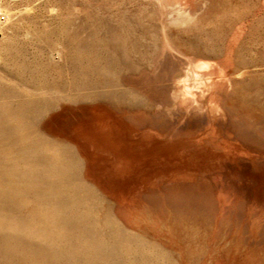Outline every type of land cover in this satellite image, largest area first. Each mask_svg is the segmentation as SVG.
<instances>
[{"label":"rangeland","instance_id":"obj_1","mask_svg":"<svg viewBox=\"0 0 264 264\" xmlns=\"http://www.w3.org/2000/svg\"><path fill=\"white\" fill-rule=\"evenodd\" d=\"M150 1L0 0V8L7 12L5 23L0 24L1 131L8 121L6 109L20 108L26 117L34 109L31 101L39 100L47 102L49 110H42L36 118H31L26 124V132L39 126L45 134L68 138L79 120L90 121V111L97 107L98 113H114L133 126L138 136L126 138L127 142L136 143L139 137L154 134L148 138L146 148L134 146V152L145 154V150L153 145L176 141L179 146L174 154L182 161H188L182 177L174 179L178 181L162 188L172 178L157 179L153 182L156 189L140 196L143 203L134 208L144 213L148 224L134 229L128 226L121 205L103 197L91 185L76 187L79 191L75 188L72 193V188L68 190L64 183L62 186L59 183L62 175L55 181L46 174L44 183L55 182V188L51 186L60 192L56 193L61 195L62 191L63 197L70 193L69 200L66 198L70 203L66 205L74 208H66V201L61 203L64 199L59 194L56 198L50 188L48 191L41 188L43 195H40L39 184L37 189L27 185L28 192L23 182L17 183L9 175L4 180L3 175L7 173L1 175L3 168L0 172L2 184L15 187L9 186V190L6 187V193L0 192V206L6 208L1 207L8 219H18L11 222L14 226L11 230L16 235L9 233L11 226L7 227L8 223L4 225L8 232L4 228L0 233L3 240L0 244L4 245L8 239L14 243H6L5 248L2 245L4 249L8 245L12 252L6 249L2 253V248L0 264H264V0ZM174 10L181 11L180 14L187 11L191 20L184 23L185 26L181 24L182 27L170 24L169 16H177ZM168 12L171 15L167 17ZM166 30H169L168 35ZM163 36L168 37L169 46L163 42ZM129 61L134 62L133 65L131 62L126 65ZM200 62L213 65L215 69L208 74L204 72L205 77L213 75L216 79L220 73L224 76L214 82L215 100L221 109L218 113L223 114L211 119L206 112H201L192 114L188 120H180L177 115L168 116L164 111H158L156 104L166 102L159 92L160 86L167 84L170 74L189 64L201 65ZM46 79L51 82L47 80L46 83ZM69 80L74 84L68 85ZM210 103L206 102L207 105ZM5 105L9 106L5 108ZM128 113L135 116L128 118ZM19 121L22 122L21 119L15 122L17 129L20 128ZM1 141L0 144H6L3 139ZM58 146L68 154V160H73H70L73 173L80 176L77 171L84 165L75 158L72 145L60 141ZM0 149L1 157L5 145ZM5 155H2L0 165L5 164L1 161L6 162L2 158L7 157V151ZM154 155L161 161L165 159L160 151H154ZM103 158L105 162L113 161L111 155L103 154ZM61 162L63 159L57 163ZM18 164L16 166L21 169L23 166ZM100 165L102 163L98 162L97 166ZM96 174L101 176L98 171ZM98 180L101 191L107 189L109 192L110 183L106 177ZM49 183L46 188L50 187ZM74 195H77L76 201ZM87 196L91 201L85 198ZM83 198L88 200L83 201ZM52 199H57L60 204L54 203L61 206H54ZM78 201L81 205L76 203ZM39 203L42 208L46 205L44 210L41 211ZM75 203L80 205L81 213ZM36 205L35 210L33 206ZM69 208L76 209V214ZM82 212L89 216L84 218ZM31 224L33 226L29 227ZM17 227H21V231ZM124 229H128L127 235L123 233ZM2 232L10 236L5 235L7 239L4 240ZM11 234L14 235L13 242Z\"/></svg>","mask_w":264,"mask_h":264},{"label":"bare ground","instance_id":"obj_2","mask_svg":"<svg viewBox=\"0 0 264 264\" xmlns=\"http://www.w3.org/2000/svg\"><path fill=\"white\" fill-rule=\"evenodd\" d=\"M148 1V0H147ZM150 1V0H149ZM152 2V0L150 1ZM154 3V2H153ZM157 3V2H156ZM159 4V3H158ZM157 5H155V8H159V7H156ZM154 8V9H155ZM162 8V7H161ZM162 10V9H161ZM176 10V9H175ZM174 10V11H175ZM160 11V10H159ZM163 11V10H162ZM5 9H1L0 8V24L2 25V23H5V19L4 17L6 16L5 15ZM172 12V11H171ZM171 12H168V15L167 13H165L167 15V17L169 16V14ZM7 13V12H6ZM158 13V12H157ZM173 13V12H172ZM175 13H177L175 11ZM181 11H178L177 13V16L175 18H171L169 16V23L173 24V25H177L179 27V25L182 27V25H184V23H187L188 21L191 20V18H189L186 14H187V11H186V14L185 12L183 14H180ZM162 15V13L160 14ZM171 15V14H170ZM3 16V17H2ZM194 16V15H193ZM191 16V17H193ZM2 17V19H1ZM8 18V17H6ZM164 18H165V15H164ZM163 18H161L162 20ZM167 19V20H168ZM8 20V19H7ZM2 21V22H1ZM160 21V19H159ZM164 22V21H163ZM182 24V25H181ZM162 25V24H161ZM185 26V25H184ZM164 27V26H162ZM172 27V25H171ZM170 28V26H169ZM168 28V29H169ZM184 28V27H183ZM182 28V29H183ZM187 28V27H186ZM185 28V29H186ZM163 29V28H161ZM166 28H164L163 30H165ZM190 29V28H189ZM174 30H177V29H174ZM187 30V29H186ZM104 31V30H103ZM162 31V30H160ZM167 31L169 30H166V34L168 33ZM170 31H173L172 29ZM177 32V31H176ZM175 32V34H176ZM165 33V31H164ZM171 33V32H170ZM178 33V32H177ZM112 34V33H111ZM123 34V33H122ZM165 34V35H166ZM189 34V33H188ZM33 35V34H32ZM157 35V34H156ZM163 35V34H162ZM168 35V34H167ZM172 35V34H171ZM171 35H170V38H171ZM116 36V35H115ZM57 37V36H56ZM73 37V36H72ZM105 37V36H104ZM141 37V36H140ZM164 37V36H163ZM107 38V37H106ZM125 38V37H124ZM166 38L168 37H164L163 38V42L165 43V45L169 46L167 41L168 39L166 40ZM169 38V39H170ZM112 39V38H111ZM114 39V38H113ZM104 40V39H103ZM119 40V38L117 39V41ZM124 41V40H123ZM135 41V40H133ZM120 42V41H118ZM169 42V41H168ZM109 47V46H108ZM169 48V47H168ZM170 49V48H169ZM172 50V49H171ZM149 51V50H148ZM150 53V52H149ZM146 54V53H145ZM130 55V54H129ZM161 55L163 56L164 55V51L161 53ZM56 57V56H55ZM59 56H57L58 58ZM118 57V56H117ZM143 57V56H142ZM106 58H108L106 56ZM120 58V57H119ZM50 59V58H49ZM56 59V58H55ZM134 59V58H133ZM187 59V58H186ZM58 60V59H57ZM97 60V59H96ZM104 60V59H103ZM130 60V59H129ZM132 60V59H131ZM53 61V60H52ZM55 61V60H54ZM112 61V60H111ZM105 62V61H103ZM119 62V61H118ZM130 62L131 64L133 65L132 61H129V63H127L126 65H130ZM202 62V61H201ZM200 62V63H201ZM92 63V62H91ZM95 63V62H94ZM191 63V61H190ZM210 63V62H209ZM95 64H98L97 62ZM104 64V63H103ZM102 64V65H103ZM112 64V63H111ZM117 64V62H116ZM150 64V63H149ZM192 64V63H191ZM195 64V63H194ZM193 64V65H194ZM93 65V64H92ZM107 65V64H106ZM113 65V64H112ZM128 65V66H129ZM196 65V64H195ZM189 66L185 67V68H180L178 70H176L174 73L170 74V76L168 77V82L167 84H163L162 86H160V90L159 92H161L163 95H164V100H166V102L162 103V104H156L155 108L159 111V110H162L165 112V114H167L168 116H174V115H177L179 116V119H189L191 118V115L192 114H201V112H206V114L211 117V119H216L217 116L219 114H223V113H218L220 110H219V105H217V101L215 100V94H216V90L214 88V82L218 79H222L224 76L222 75V73L219 74L218 77H215L212 75V77L210 76L209 78L208 77H205L203 74L204 72H207L208 73H211L213 72L215 69L213 68V65H210V64H204L201 65L198 64L196 66ZM19 66V65H18ZM25 66V65H24ZM98 66V65H97ZM105 66V65H104ZM110 66V65H109ZM117 66V65H116ZM30 67V66H29ZM85 67V66H84ZM87 67V65H86ZM99 67H101L99 65ZM98 67V68H99ZM107 67V66H106ZM126 67V66H125ZM135 67V65H134ZM24 67H22L23 69ZM27 68V67H26ZM103 68V67H102ZM116 68V67H115ZM120 68V67H119ZM133 68V66H132ZM147 68V66H146ZM218 68V67H217ZM21 69V68H20ZM21 69V70H22ZM33 69V67H32ZM94 68H92L93 70ZM100 69V68H99ZM103 69H106V68H103ZM102 69V70H103ZM128 69H131V68H128ZM135 69H137L135 67ZM148 69V68H147ZM24 71L25 68L23 69ZM34 70V69H33ZM32 70V71H33ZM83 70V69H82ZM90 70V69H89ZM95 70V69H94ZM97 70V69H96ZM101 70V69H100ZM115 70V69H113ZM123 70H124V67H123ZM222 70V69H221ZM23 71V72H24ZM88 71V70H87ZM104 71V70H103ZM110 71V69H109ZM118 71V70H117ZM132 71V70H131ZM30 72H31V69H30ZM29 72V73H30ZM34 72V71H33ZM106 72V71H105ZM223 72V71H221ZM232 72V71H231ZM230 72V73H231ZM238 72V71H237ZM236 72L237 75H240ZM79 73V72H78ZM77 73V74H78ZM112 73V72H111ZM235 73V72H234ZM240 73V71H239ZM42 74V73H41ZM74 73H72L73 75ZM82 74V73H81ZM95 74V73H94ZM167 73L165 72L164 75H166ZM206 74V76H207ZM236 74H234L236 76ZM109 75V74H108ZM230 75V74H229ZM79 76L80 73H79ZM103 76V75H102ZM151 76V75H150ZM232 77V75H230ZM39 77H42V76H39ZM78 77V75H77ZM82 77H85V76H82ZM99 77V76H98ZM101 77V76H100ZM105 77V75H104ZM214 77V78H213ZM222 77V78H221ZM230 77V78H231ZM239 77V76H238ZM237 77V78H238ZM43 80L45 79L44 77H42ZM72 78V76H71ZM74 79L75 76L73 77ZM80 78V77H79ZM87 78V77H86ZM85 78V79H86ZM107 78V77H106ZM229 78V76H228ZM82 79V78H80ZM109 79V78H108ZM42 80V84L45 83L44 81ZM48 79H46V83ZM72 80V79H71ZM101 80V79H99ZM229 80V79H228ZM235 81V79H233ZM50 81V80H48ZM74 81L75 83V80H72V82ZM51 82V81H50ZM68 82V85L69 83L70 84H74ZM109 82V81H108ZM228 82V81H227ZM88 83V82H87ZM107 83V82H106ZM41 84V82H40ZM53 84V83H52ZM51 84V85H52ZM108 84V83H107ZM230 84V83H229ZM45 85V84H43ZM49 84H47V87H48ZM54 85V84H53ZM59 85V84H58ZM61 85V84H60ZM105 85V84H104ZM110 85V84H109ZM41 86V85H40ZM46 87V85L44 86ZM56 87V86H54ZM59 87V86H58ZM62 88V87H61ZM61 88L57 89V90H60ZM63 89V88H62ZM4 90V89H3ZM128 90V89H127ZM126 90V91H127ZM2 91V90H1ZM6 91V90H5ZM62 91V90H61ZM4 92V91H3ZM130 93V92H129ZM136 92H134L135 94ZM2 93L0 92V95ZM4 94V93H3ZM6 94V92H5ZM12 94V93H11ZM10 94V96H11ZM62 94V92H61ZM65 94V93H64ZM67 94V93H66ZM131 94V93H130ZM137 94V93H136ZM68 95V94H67ZM104 95V94H103ZM108 95V94H107ZM132 95V94H131ZM134 96V95H133ZM67 97V96H66ZM85 98V97H84ZM72 99V98H71ZM49 100V99H48ZM75 100H77L75 98ZM47 101V100H46ZM210 101V105H207L206 102ZM31 103L33 104V108L31 111V113H29V116H26L25 117V113H21V109L20 108H8L5 110L8 116V121L6 123V128L1 131L0 130V142H2L1 140L3 139L6 143V144H2L3 146H1L0 144V147H3L4 148V145H5V148L6 150H3V151H7V157L4 159L2 158V160H5L6 159V162L5 161H1V163H5L3 165H0V172L3 171L5 168V173L3 171V174H6V175H3L4 177V180H5V176L9 175L11 177V179H13V181L17 182L18 181H21V183L23 182L25 185V188L28 187L27 185L29 186H34V188L37 186V184H39L38 188L39 190L42 188L46 189V191H48V189L52 192H55L56 190L52 189L53 187L55 188L56 186V183L53 185L51 184V180H50V183L49 181H45V183L48 185V183L50 184V187L46 188V186H43L41 187L42 185H44V181L43 180H46V179H43L44 176L47 174V176H50L48 178L51 179V177H53V180L55 179L56 180H59L57 178H60L59 175H62L63 178L65 179V181H63V178L62 180L59 182L61 183V186H62V183L63 186L70 190L69 188H72V191L73 189H75L76 187L77 188H80L82 185H91L92 187H94L95 189H97L98 191H100V193H102L103 197L105 198H108L112 201H116L118 202L119 205H121V207L124 209V213H125V216L128 220V226L132 229L136 228V227H140L143 228L142 226L146 227L148 223H146V219H145V216H144V213L138 209V208H134V207H139L138 205L142 204V200L140 199V196L142 194H144L145 192L148 193V191H151L153 190L156 185L155 183H153L155 180L157 179H168V178H172L171 181H169V184H165L162 186V188H166V187H169V185L175 183L177 180H174L178 177L181 176V174L184 172V170H186L185 168L188 167V161H185V160H181L180 158H178L174 153H175V149L179 146L178 142L176 141H169L165 144H162V145H153L151 148L147 150H145V154H141L140 152H134L132 150V148L134 146H142L144 148L147 147V141L149 140L148 138L152 137L154 134H150V135H143L141 137H139L138 141L136 143H134L133 141L132 142H127L126 138H130V137H136L138 136V132H136V130L133 128V126H131L129 123L127 122H123L122 121V117L118 116V115H115L114 113H107V112H103V113H98V109L97 107H94L92 108V110L90 111V121H85V123L81 120H79V123L76 125V127H72L74 130H73V133L71 136H69L68 138H60L58 136H53V135H48V134H45L44 131L42 130L43 128H40L39 126H37L36 128H31L33 129L32 131H27L26 129V124L28 123V121H31L32 119L36 118L39 113L42 112V110H49V104L45 101H31ZM4 104H7L4 103ZM9 104V103H8ZM151 104V103H150ZM10 105V104H9ZM7 105V106H9ZM6 106V105H5ZM7 106L5 108H7ZM4 107V105H3ZM90 109V108H89ZM104 110V109H103ZM153 113V112H152ZM5 114V113H4ZM46 114V113H45ZM150 114V113H148ZM125 113L122 114V116H124ZM41 116V115H40ZM135 116L134 113H128V118H133ZM1 117V116H0ZM2 118V117H1ZM0 118V119H1ZM32 118V119H31ZM17 119H21L22 122H18L17 124H20L22 123V126H18L20 127L19 129H17L16 125H15V122ZM37 120V119H35ZM33 122V121H32ZM31 122V123H32ZM38 122V121H37ZM176 122V121H175ZM208 122V121H207ZM35 123V122H34ZM33 123V124H34ZM182 123H185L184 120ZM215 123V122H214ZM30 124V123H29ZM28 124V125H29ZM32 125V124H30ZM12 126L15 128H12ZM179 126H181L179 124ZM3 128V127H2ZM41 129V130H40ZM184 137V136H183ZM178 138V137H177ZM219 138V137H218ZM18 140V143H20L18 145L17 141ZM160 140V139H159ZM20 141V142H19ZM60 141L64 142V143H68V145H72V148H73V151L76 152V156L75 158L77 160L80 161V164L81 162L83 163V167L80 168V170H78L77 172L80 173V176H78L77 173H73V162H70L71 158L68 160V157L67 156L68 154L64 153L60 147L62 146H58L60 145ZM218 141V140H217ZM16 142L17 145L14 143ZM200 145V144H199ZM64 147V146H63ZM71 148V147H69ZM223 148V147H222ZM2 149V148H1ZM1 149H0V152H1ZM160 151L161 152V156H163V158H165L164 160H159L155 155H154V151ZM2 151V153H3ZM184 151V150H183ZM188 151V150H187ZM5 152L3 153L4 156L5 155ZM68 152V150H67ZM144 152V151H143ZM1 153V154H2ZM74 153V152H73ZM2 154V155H3ZM75 154V153H74ZM103 154H106V155H111V159L110 161L108 162H105L104 161V158H103ZM1 155V157H2ZM1 157H0V160H1ZM57 157H59V159H57L58 161L60 159H63V161H69V163H64V162H61V163H57L58 161L55 160ZM72 157V156H71ZM55 158V159H54ZM106 159V158H105ZM73 161V160H71ZM103 161H104V164H103ZM76 162V160H75ZM98 162H101L102 165L100 166H97V163ZM16 163H19L18 165L20 166V164L23 166H21L22 168L20 169V167L18 168V166H16ZM76 165V163L74 164ZM80 166V165H78ZM192 166V165H191ZM77 168V166H76ZM74 168V170L76 169ZM79 168V167H78ZM101 173V176H95L97 175L96 173ZM76 172V171H75ZM189 172V171H187ZM9 173V174H8ZM72 174H76L77 178H75V176L73 177ZM1 175H0V192L3 191L6 193V191L8 192L9 190V185L8 187L5 185L4 187V184H2L3 182V179H1ZM61 176V177H62ZM106 177V179L109 181L110 185V190L109 192L106 191L107 189L101 191V187L99 186V180L100 178L102 177ZM72 177V179H71ZM182 177V176H181ZM9 178V177H7ZM10 179V178H9ZM61 179V178H60ZM8 180V179H7ZM74 183H71L73 181ZM10 181V180H9ZM12 181V182H13ZM58 182V181H57ZM44 183V184H43ZM58 183V185H60ZM53 187H52V186ZM72 185V186H71ZM86 185V186H88ZM17 186V185H16ZM23 186V185H22ZM59 186V187H61ZM102 186H103V183H102ZM107 186V185H106ZM7 187V189H6ZM12 187V186H11ZM10 187V188H11ZM15 187V186H13ZM12 187V188H13ZM18 187V186H17ZM20 187V186H19ZM58 187V186H57ZM108 187V186H107ZM21 188V187H20ZM63 188V190L65 189ZM76 188V189H77ZM83 190L85 191V187L83 186L82 187ZM82 188L80 189L81 192H83ZM21 189L24 190V187H22ZM29 189V187H28ZM26 188V190H28ZM30 189H33L30 187ZM37 189V188H35ZM57 189V188H56ZM58 189H61V188H58ZM75 189V190H76ZM156 189V188H155ZM13 190L12 192H15L14 189H11ZM54 190V191H53ZM75 190L72 192L74 193ZM78 190V189H77ZM41 191V190H40ZM39 191V193H40ZM79 191V190H78ZM18 192V191H17ZM22 192V190H21ZM28 192H30L28 190ZM34 192V190H33ZM32 192V193H33ZM43 191H41L40 195ZM56 192H59V191H56ZM55 192V193H56ZM65 192V191H64ZM67 192V190H66ZM66 192H65V195H66ZM69 192V191H68ZM11 193V192H10ZM60 193V192H59ZM59 193H56V198L59 197ZM86 193V191H85ZM4 194V193H3ZM14 194H17V193H14ZM20 194V193H18ZM23 194V193H22ZM48 194V193H47ZM46 194V195H47ZM51 193H49L50 195ZM59 194V195H57ZM62 191H61V199H64L63 201L60 200L61 203L65 202L66 201V198L68 199L69 197H67L70 193H68V195L66 197H63L62 196ZM77 195L79 194L78 192L76 193ZM83 194V193H82ZM81 194V195H82ZM99 194V193H98ZM37 195L40 197V195L38 194V191H37ZM53 194H51L52 196ZM64 195V196H65ZM77 195H74L73 199L75 200V197H77ZM80 195V194H79ZM100 195V194H99ZM1 196V195H0ZM10 196V195H9ZM14 196V195H13ZM17 196V195H15ZM20 196V195H19ZM21 196H24V195H21ZM37 196V197H38ZM45 196V195H44ZM58 196V197H57ZM72 196V195H71ZM3 197V196H2ZM12 197V195H11ZM28 197V196H27ZM36 197V196H35ZM38 197V199H39ZM46 197H49V196H46ZM79 197V196H78ZM83 197V196H82ZM20 198V197H19ZM25 198V197H24ZM42 196L40 197L39 200H41ZM45 198V197H44ZM43 198V199H44ZM53 198V196H52ZM55 198V197H54ZM85 198H89V201L90 200V197H85ZM3 199V198H2ZM15 199V197H14ZM26 199V198H25ZM24 199V200H25ZM37 199V198H36ZM51 199V197H50ZM49 199V200H50ZM73 199H70L71 201H73ZM79 199V198H78ZM82 199V198H81ZM94 199V198H93ZM1 200V199H0ZM7 200V199H6ZM54 200V199H52ZM69 200V199H68ZM80 200V199H79ZM85 200H88V199H84L83 198V201ZM101 200V199H100ZM21 201V200H20ZM37 201V200H36ZM35 201V202H36ZM45 201H48L45 200ZM43 200V202H45ZM51 201V200H50ZM57 201V202H55ZM76 201V200H75ZM73 201V202H75ZM11 202V201H10ZM24 203V201H22ZM28 202V201H27ZM52 202V201H51ZM58 203L59 201L57 199H55L53 201V203ZM60 202L58 204H60ZM69 202V201H68ZM66 201V203H64L65 205L68 203ZM81 202V201H80ZM79 201L76 202V203H79L81 205ZM20 203V202H18ZM34 203V202H32ZM38 202H36L37 204ZM46 205H47V202H45ZM45 203H42L45 205ZM50 203V202H49ZM54 203V204H55ZM70 203V202H69ZM68 203V205H69ZM72 203V202H71ZM75 203V205H76ZM85 203V202H84ZM82 203V204H84ZM89 202H87L88 204ZM1 204V203H0ZM27 204V203H26ZM35 204V203H34ZM33 204V205H34ZM41 203H39V207H41V211L44 210L46 207V205L42 208V206H40ZM52 203H50L49 205H51ZM52 204V205H54ZM62 204V206L64 205ZM73 204V203H72ZM91 205V203H89ZM14 205V204H13ZM38 205L36 206H33L35 207V210L37 209L36 207H38ZM64 205V206H65ZM74 205V206H75ZM80 205H76L78 210L77 211H80L79 208H80ZM3 205L0 206V233L1 231L4 232V230L6 229V226L4 227V225L7 224V227L9 226L10 227V230L12 229V226H13V222L15 218H13V220L8 219L6 213L3 211V209L5 210L6 208H3L2 207ZM20 206V205H19ZM18 206V207H19ZM24 206V205H23ZM32 206V205H31ZM56 207H59L61 205H54ZM52 206V207H54ZM86 208L85 205H82ZM3 209H2V208ZM13 207V206H12ZM52 207H49V208H52ZM55 207V209H56ZM70 207V206H68ZM67 205H66V208H68ZM73 207V205L71 206ZM70 207V208H71ZM83 207V208H84ZM48 208V209H49ZM69 208V209H70ZM74 208V207H73ZM72 208V209H73ZM82 208V209H83ZM15 209V207H14ZM47 209V208H46ZM53 209V208H52ZM55 209H53L55 211ZM64 209V208H62ZM51 210V209H49ZM52 210V211H53ZM68 210V209H66ZM64 210V211H66ZM71 210V209H70ZM76 210V209H75ZM75 210H71V211H74ZM85 210V209H83ZM90 210V209H89ZM89 210H86V211H89ZM109 210V209H108ZM106 209V211H108ZM14 211V210H13ZM38 211V210H37ZM46 211V210H45ZM48 211V210H47ZM50 211V212H52ZM53 211V212H54ZM62 211V215H63V212ZM82 211V210H81ZM81 211L79 213H81ZM85 211V212H86ZM35 212V211H34ZM8 213V212H7ZM23 213V212H22ZM30 213V211H29ZM28 213V214H29ZM78 213V212H77ZM83 213V212H82ZM90 213V212H88ZM101 213V212H100ZM106 213V212H105ZM108 213V212H107ZM106 213V214H107ZM27 214V213H26ZM55 214V213H54ZM53 214V215H54ZM76 214V212H75ZM84 214V213H83ZM110 214V213H109ZM33 215V214H32ZM59 216V213L57 214ZM79 215V214H78ZM17 216V215H16ZM26 215H23L22 217H24ZM30 217V215H28ZM36 216V215H35ZM49 216V215H48ZM61 216V214H60ZM64 216V215H63ZM85 216L84 218L88 217L89 215H83ZM83 216H81L80 214V217L82 218ZM10 217V216H9ZM18 217V216H17ZM57 217V216H56ZM62 217V216H61ZM108 217V216H107ZM113 218V216H111ZM33 218V217H32ZM51 218V217H50ZM106 218V216H105ZM18 218H16L15 220H17ZM26 219V218H25ZM55 219V217L53 218ZM57 219V218H56ZM62 218H59L58 220H60ZM64 219V218H63ZM101 219V218H100ZM108 219V218H106ZM105 219V220H106ZM11 220V221H10ZM22 220V219H21ZM30 220V219H29ZM33 220V219H32ZM37 220V219H36ZM104 220V223L107 221ZM24 221V220H23ZM31 221V220H30ZM109 221V220H108ZM115 222L117 221L114 220ZM12 222V223H11ZM16 222V221H15ZM14 222V223H15ZM19 222V221H17ZM35 222V221H33ZM57 222V220L55 221V223ZM63 222V220H62ZM119 222V221H118ZM20 223V222H19ZM32 223V222H30ZM51 223V222H50ZM49 223V224H50ZM165 223V222H164ZM12 224V225H11ZM18 223L14 224V225H17ZM27 224V223H26ZM29 224V223H28ZM46 224V223H45ZM52 224V223H51ZM106 224V223H105ZM108 224V223H107ZM118 224V223H116ZM21 225V224H20ZM25 225V224H24ZM35 225V223H34ZM122 225V224H121ZM120 225V226H121ZM29 227L30 226H33L32 224L31 225H28ZM39 226V225H37ZM47 226V225H46ZM49 226V225H48ZM93 226V225H92ZM14 227V226H13ZM26 227V226H25ZM54 227V226H53ZM5 228V229H4ZM16 228V226H15ZM19 230L21 227H17ZM39 228V227H38ZM41 228H43L41 226ZM124 228V227H123ZM149 228V227H148ZM14 229V228H13ZM12 229V230H13ZM23 229V228H22ZM27 229V228H26ZM31 228H29L30 230ZM33 229V227H32ZM31 229V230H32ZM52 229V228H51ZM150 229V228H149ZM7 232H8V228L6 229ZM9 231L13 233V231ZM17 230V229H16ZM39 230V229H38ZM125 230V231H124ZM122 230L123 233H127L126 231L128 229H124ZM144 230V229H143ZM18 231V230H17ZM21 231V230H20ZM130 231V230H129ZM128 231V232H129ZM145 231V230H144ZM151 231V230H150ZM2 232V235L4 236V240H6L7 236H10L8 234H5ZM6 232V231H5ZM15 232V231H14ZM23 232V230H22ZM29 232V231H28ZM36 232V231H35ZM119 232V230H118ZM20 233V232H19ZM31 233V232H30ZM117 233V231H116ZM121 233V232H120ZM120 233H117L118 235H121ZM137 233H139L137 231ZM148 233V232H147ZM155 235L157 234L156 232H153ZM15 234V233H13ZM11 234V236L13 235ZM25 234V233H24ZM32 234V233H31ZM124 234V235H125ZM129 234H131L129 232ZM140 234V233H139ZM143 234V233H141ZM16 235V234H15ZM20 235V234H19ZM18 235V236H19ZM23 235V234H21ZM26 235V234H25ZM38 235V234H37ZM127 235V234H126ZM14 236V235H13ZM11 237V241L13 240L12 238L14 237ZM16 236L19 240H20V236L18 237ZM28 236V235H27ZM147 236V235H146ZM163 236V235H161ZM166 236V235H165ZM15 237V238H16ZM24 237V236H23ZM29 237V236H28ZM144 239L145 236H143ZM157 237V235H156ZM169 236H167L166 238L168 239ZM27 238V237H25ZM122 238V237H121ZM159 238V236H158ZM162 238V237H161ZM164 238V237H163ZM126 239V237H125ZM149 239V238H148ZM0 240H2L1 236H0ZM143 240V239H142ZM3 241V240H2ZM9 242V239L7 240ZM14 241V240H13ZM12 241V242H13ZM129 241V240H128ZM6 242V241H5ZM6 242V243H8ZM17 242V240H16ZM16 242H15V245H16ZM22 242V241H21ZM161 242L163 243V241L161 240ZM1 243V241H0ZM4 243V242H3ZM5 243V244H6ZM10 243V242H9ZM8 243V244H9ZM153 243V242H152ZM156 243V242H155ZM160 243V242H159ZM5 244H0V251L1 249L3 248L2 245L4 246L5 248ZM12 245H14V243H10ZM22 245V243H20ZM19 245V243L17 244ZM19 245V247L21 246ZM9 251L11 249H9V246L7 245L6 246ZM23 247V246H21ZM3 248V252L4 253V249ZM11 248V246H10ZM12 248H15V247H12ZM16 249V248H15ZM19 249V248H18ZM25 249V248H24ZM17 252V249L14 250ZM32 251V250H31ZM55 251V250H54ZM12 252V250H11ZM7 253V252H6ZM25 253V252H24ZM8 254V253H7ZM28 254V253H27ZM30 255V254H29ZM8 262V261H7ZM46 262V261H45Z\"/></svg>","mask_w":264,"mask_h":264}]
</instances>
